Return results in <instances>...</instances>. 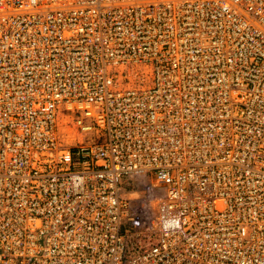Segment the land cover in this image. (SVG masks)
Returning a JSON list of instances; mask_svg holds the SVG:
<instances>
[{"label": "built area", "instance_id": "obj_1", "mask_svg": "<svg viewBox=\"0 0 264 264\" xmlns=\"http://www.w3.org/2000/svg\"><path fill=\"white\" fill-rule=\"evenodd\" d=\"M0 264H264V0H0Z\"/></svg>", "mask_w": 264, "mask_h": 264}, {"label": "clouds", "instance_id": "obj_2", "mask_svg": "<svg viewBox=\"0 0 264 264\" xmlns=\"http://www.w3.org/2000/svg\"><path fill=\"white\" fill-rule=\"evenodd\" d=\"M173 225H175L176 227L179 226V221L176 220V221H168L165 223V228H169V227H172Z\"/></svg>", "mask_w": 264, "mask_h": 264}]
</instances>
